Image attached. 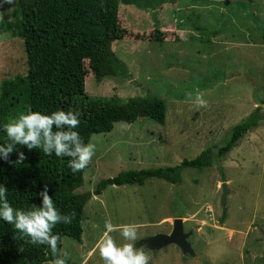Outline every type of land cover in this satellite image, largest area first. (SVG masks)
I'll use <instances>...</instances> for the list:
<instances>
[{
  "label": "rangeland",
  "instance_id": "rangeland-1",
  "mask_svg": "<svg viewBox=\"0 0 264 264\" xmlns=\"http://www.w3.org/2000/svg\"><path fill=\"white\" fill-rule=\"evenodd\" d=\"M163 2L120 3L119 23L126 33L113 49L127 74L98 80L89 72L86 90L92 97L123 101L148 93L159 96L167 106L165 123L139 117L94 133L89 142L95 152L76 191H92L100 180L126 169L193 159L221 145L231 127L257 106L263 119L225 157H215L212 166L186 168L179 184L153 177L142 185H109L91 197L82 241L63 236L58 258L65 264H103L97 245L110 220L114 226H138L137 240L130 243L146 253L148 264H264V0ZM15 3H0V20L12 18ZM218 6L222 9L215 11ZM243 33L255 43L253 55L226 44L244 41ZM26 71L23 40L0 30V83ZM197 94L205 104L195 100ZM224 181L230 193L223 207ZM177 217H183L185 231H194L189 237L194 256L176 244L161 250L140 244L147 236L170 233ZM109 235L117 244L127 242L118 229Z\"/></svg>",
  "mask_w": 264,
  "mask_h": 264
},
{
  "label": "trees",
  "instance_id": "trees-1",
  "mask_svg": "<svg viewBox=\"0 0 264 264\" xmlns=\"http://www.w3.org/2000/svg\"><path fill=\"white\" fill-rule=\"evenodd\" d=\"M134 1L16 0L12 18H2L0 30L23 40L27 71L1 80L0 145L11 142L2 125L29 108L49 113L57 109L79 112L80 123L75 130L84 143L94 133L112 131L118 121L131 123L147 117L165 123L167 106L159 96L148 93L123 101L114 96L87 94L89 72L98 80L127 74L113 45L126 33L119 23L120 3ZM162 36L156 28L155 37L161 40ZM259 107L234 124L221 145L211 146L193 159L184 158L174 166L126 169L100 180L92 191L86 192L76 191L84 182V169L73 173L67 166L70 157L58 158L55 154L45 155L39 147L29 150L26 145H15L8 161L0 158V184L7 189L11 206L25 212L42 207L40 193L47 185L48 195L61 216L72 214L73 219L70 224L61 221L53 228L51 234L57 235L58 241L57 251L52 253L47 245L31 244L27 237L21 238L11 222L0 218V264H43L60 257L63 236L81 242L85 205L109 185H142L153 177L179 184L186 168L202 171L212 166L215 157H225L247 132L259 125L263 119ZM18 152H24L25 159L16 164Z\"/></svg>",
  "mask_w": 264,
  "mask_h": 264
},
{
  "label": "clouds",
  "instance_id": "clouds-1",
  "mask_svg": "<svg viewBox=\"0 0 264 264\" xmlns=\"http://www.w3.org/2000/svg\"><path fill=\"white\" fill-rule=\"evenodd\" d=\"M3 2L11 3L12 0H0V3ZM195 100L201 104L206 103L199 94ZM79 123V112L74 114L71 109H57L49 113L29 108L2 125L11 142L0 145V158L8 161L9 154L17 144L26 145L29 150L39 147L45 155L70 157L67 166L76 173L89 164L95 152V145L91 142L84 143L75 130ZM24 159L25 153L18 152L15 163L19 164ZM6 192L5 186L0 184V218L11 222L14 229L19 230L21 238L27 237L31 244L47 245L52 253H56L58 236L51 234L52 230L61 221L65 225L70 224L72 214L61 216L53 198L48 195L47 185L40 193L42 207L27 212L14 209L6 198ZM104 229L97 245L103 264H148L149 257L146 253L130 243L137 240L138 226L135 223L114 226L110 220H105ZM117 229L126 243L117 244L109 235ZM64 255L67 257L68 252L65 251ZM54 264H65V259L57 258Z\"/></svg>",
  "mask_w": 264,
  "mask_h": 264
},
{
  "label": "water",
  "instance_id": "water-1",
  "mask_svg": "<svg viewBox=\"0 0 264 264\" xmlns=\"http://www.w3.org/2000/svg\"><path fill=\"white\" fill-rule=\"evenodd\" d=\"M230 193L227 181L222 183L221 205H226L227 196ZM193 234V230L185 231L183 219L177 217L173 219V227L170 233L159 232L154 235L147 236L140 240V244H144L148 249L157 250L176 244L180 247L184 254L195 255V250L188 238Z\"/></svg>",
  "mask_w": 264,
  "mask_h": 264
},
{
  "label": "crops",
  "instance_id": "crops-1",
  "mask_svg": "<svg viewBox=\"0 0 264 264\" xmlns=\"http://www.w3.org/2000/svg\"><path fill=\"white\" fill-rule=\"evenodd\" d=\"M163 4H166L165 3V1H164V3ZM131 7V6H130ZM213 9H215V11H217V10H220V9H222V7H213ZM140 10H142V9H139L138 10V12H142V11H140ZM210 11H213V10H210ZM161 29H164V28H161ZM165 31V30H164ZM242 36H244L245 37V40L243 41V40H241V41H236V40H234L233 42H226V44H229V45H232V46H234L235 48H243V50L244 51H251V54H252V51H253V47L255 46V43L254 42H252L251 40H249V39H247L248 38V36H249V34L248 33H243L242 34ZM115 43H119V41H117V42H115ZM253 55V54H252ZM91 199V198H90ZM182 219H183V217H181ZM183 222H184V219H183ZM184 224V223H183ZM191 230V229H190ZM189 231V230H188ZM193 233H194V231H193ZM193 235V234H192ZM191 235V236H192ZM189 239V238H188ZM170 245V244H169ZM164 248V247H163ZM162 248V249H163ZM157 250H159V249H157ZM161 250V249H160Z\"/></svg>",
  "mask_w": 264,
  "mask_h": 264
}]
</instances>
